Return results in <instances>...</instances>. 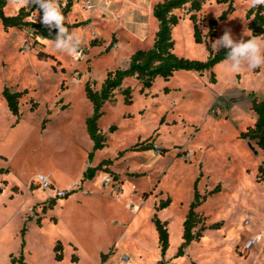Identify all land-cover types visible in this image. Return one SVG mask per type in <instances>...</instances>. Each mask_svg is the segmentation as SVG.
Listing matches in <instances>:
<instances>
[{
    "label": "rangeland",
    "instance_id": "1",
    "mask_svg": "<svg viewBox=\"0 0 264 264\" xmlns=\"http://www.w3.org/2000/svg\"><path fill=\"white\" fill-rule=\"evenodd\" d=\"M22 7L27 6L9 0L4 12L15 16ZM250 8L248 0H205L197 13L202 43L195 41L188 6L175 10L181 20L171 32L173 53L206 62L207 45L214 51L212 43L226 30L236 42H247ZM81 9L89 17L95 11ZM126 13L112 17L106 37L99 36L104 26L95 28L91 18L85 21L77 14L68 19L80 24L82 30H74L80 38L91 33L82 40L84 58L78 62L55 51L54 41L31 36L29 27L5 31L0 21V222L4 225L0 264H7L8 254L19 251L24 224L25 264H116L122 256L130 258V264H264V258L257 263L245 257L246 233L240 227L249 214L254 224L264 223V182L257 180L264 157L254 141L239 137L257 120L249 94L264 99V67L228 76L222 61L212 71H177L168 81L157 78L145 91L136 77H127L103 106L98 121L107 146L93 152L86 130L93 112L86 84L100 90L109 72L126 68L137 50H148L154 43L150 38L130 41L120 22L122 15L126 23L135 17ZM42 17L34 12L26 21L43 24ZM211 21L216 22L212 41ZM40 51L55 60H40ZM4 87L27 91L19 101V119L8 112ZM127 89L131 103L125 102ZM217 107L221 114L214 112ZM113 126L115 131L110 132ZM136 144L153 149L134 151ZM99 165L90 180L84 176L87 169ZM104 173L120 182L119 200L102 188ZM39 174H51L63 188L78 181L80 189L61 209L59 199L47 197L37 185ZM195 183L204 197L197 208L202 223L195 231L200 226L204 230L179 254L181 219L193 200ZM242 189L259 201L247 198ZM167 200L169 205L157 211ZM257 205L263 209L253 210ZM239 209L246 213L234 222ZM154 215L161 222L171 219L165 255L159 248ZM57 241L64 247L59 262L53 252ZM98 249L105 251L97 262Z\"/></svg>",
    "mask_w": 264,
    "mask_h": 264
},
{
    "label": "trees",
    "instance_id": "2",
    "mask_svg": "<svg viewBox=\"0 0 264 264\" xmlns=\"http://www.w3.org/2000/svg\"><path fill=\"white\" fill-rule=\"evenodd\" d=\"M9 0H0V21L4 30L10 28H30L31 36L40 37L55 41L58 34V29L55 27H49L44 24H37L34 22L26 21L32 13L37 12L43 15V10L39 9L38 5L30 4L27 7L20 8L19 12L15 16H8L4 12V8ZM205 0H162L158 2L153 8V15L158 21V31L155 34L154 43L152 48L148 50H137L130 58L129 64L124 69H118L107 74L106 79L103 81L100 90H94L91 84L88 82L85 86V94L87 100L91 103L93 112L92 115L86 120V130L90 140L93 143V152L103 150L106 144V138L98 127V121L104 114L103 106L114 98L115 91L118 90L123 80L127 77H136L140 84L141 90H149L152 88L157 78H162L168 81L177 71H191L196 73H204L212 71L214 66L225 60L229 49L222 47L220 50L214 52L207 45L208 58L206 62L197 60H189L183 57H179L173 53V41L171 38V32L174 26H176L181 17L174 14L175 10H181L188 6V12L190 13V21L193 24L194 38L197 43H202V32L198 27L197 13L202 10V5ZM218 3H226L227 0H217ZM70 9V3L68 1L65 7L61 8L62 14L65 16ZM224 15L222 16V18ZM249 20V31L251 36L264 37V5L251 7L246 15ZM215 21L209 23V35L211 41L215 33ZM80 24L69 25L64 22L70 33L71 28L79 27ZM250 39V38H249ZM248 39V40H249ZM38 58L43 61H47L49 58L54 57L47 53L39 52ZM24 93L11 92L8 88H4L2 96L6 102V105L11 114L19 119L20 107L19 101ZM125 95V102L131 103L130 90L123 91ZM251 99V110L256 114L257 120L253 127H249L246 131L240 133V138L244 140L254 141L258 149L263 153L264 157V99L257 100L253 93L249 94ZM115 127L110 128V132H114ZM143 144V143H142ZM142 144H136L132 149L134 151L141 150L147 151L153 149L152 146L142 147ZM93 152L90 154L92 156ZM106 164H111L110 160L104 161ZM100 165L96 168H89L84 173L87 179H91L94 173ZM257 180L264 182V161L259 165L257 169ZM1 193V191H0ZM204 197H202L197 188L196 183L194 187L193 200L189 205V209L185 220L183 222V244L179 250V254H182L183 249L192 241L200 239L202 236L203 226H200L196 231L195 229L202 223L201 217L197 213V208L201 205ZM169 200L164 201L156 207V210H161L168 206ZM158 234V243L162 255H165L169 247V231L167 222H161L156 215L152 218ZM21 248L23 250L25 246L24 235L26 233V227L21 229ZM64 247L60 241H57L53 252L56 261H62ZM72 262H77L76 257H72ZM12 264H23V253L20 254L19 260L12 259Z\"/></svg>",
    "mask_w": 264,
    "mask_h": 264
},
{
    "label": "crops",
    "instance_id": "3",
    "mask_svg": "<svg viewBox=\"0 0 264 264\" xmlns=\"http://www.w3.org/2000/svg\"><path fill=\"white\" fill-rule=\"evenodd\" d=\"M68 1L70 3V9H69L68 13L64 16L65 17L64 22H66L69 25H73V24L68 22V19H71L75 15L79 14L85 19V21L87 19L91 18L92 22L94 23L95 28H96V26L98 24L101 23L104 26V28L102 30H100L101 32H100L99 36L106 37V36H108V32L112 29V25H113L112 24L113 23L112 17H115V14L116 13L119 14L121 11L129 12V13H126V14L127 15L133 14L134 17H135L134 21H132L130 23H126L125 18L122 15V22H120V23H121V26H123V28H125V27L127 28L128 32H129V38L131 37L130 41L131 40H136V41L141 43V41L148 40L150 38L154 42L155 34L158 31V21L155 19L154 15H153V8L158 3V1H160V0H93V2L95 4V11H94V13H92L90 15V17L87 16L86 12L82 11V9H81L82 5H81L79 0H68ZM77 29L82 30L81 26H80V27H76V28H71L70 32L74 31V30H77ZM90 31H92V30H90ZM105 32H107V35H105ZM88 34L89 33H85L84 32L81 40L87 41L88 36L91 33L89 35ZM4 88H7V87H4ZM3 90H2V92H3ZM5 104H6V102H5ZM7 109H8V107H7ZM8 112L11 113L9 111V109H8ZM91 144L93 146L92 141H91ZM99 151L101 152L102 150H99ZM99 151H97V152H99ZM96 155H97V153H95V156ZM96 160H99V158L97 157ZM52 183H53L54 187L59 188V189H64L63 187L57 186L53 179H52ZM71 184L72 183H69L67 185V187L71 186ZM67 187H65V188H67ZM258 190H260V189L258 188ZM104 191H106V190H104ZM75 192H78V191H75ZM75 192H73V193H75ZM82 193H84V195L87 196L85 192H82ZM242 193H243V195H245L249 199L253 198L254 200L257 199V201H259L258 198L253 197L252 194L249 193L250 194L249 195L248 193H246L244 189H242ZM109 194H110V192H109ZM46 195H47V197H50V195L48 193H46ZM69 196L64 198V199H59V202H60L59 208L62 209V204L65 203L68 200ZM253 208H254L253 210H255V211H256V209H258V210L263 209L261 205H257V207H253ZM248 212L250 213V211H248ZM243 213H246V212L244 210H242V209H239L236 213H234V215L232 217V220H234V222H238V220H240L244 216ZM249 215H248V218H246L247 215L244 216L245 220L241 223V226H240L241 230L244 233H246L245 240H247L250 236H252L254 234H257L259 231H261L264 228L263 227L264 223L262 225H259V223H255L254 224L252 222V220H251ZM164 219H167V216H165L162 219V221ZM170 220L171 219L168 218L165 222H167V224L169 225ZM184 220L185 219H184V216H183L182 219H181V223H183ZM246 220L250 221V224L248 226H246L244 224ZM35 224L37 226H40V227L43 226V224H37V223H35ZM24 226H25V224L23 225V227ZM3 228H4V225H3V223L0 222V256H1V254H3L2 253V248H1L2 239H3ZM20 232H21V230H20ZM26 233H27V228H26ZM26 233L24 235L25 246H24L23 250L21 248V233H20V248H19V251L8 254V263L7 264H12V259L19 260V257H20L21 253H23V264H25V261H26L25 250H26V247H27L26 246V238H25L26 237ZM182 234H183V232L181 233V235ZM245 240H244V242H245ZM244 242H243V244H244ZM75 249L77 250V248H75ZM104 251L105 250L98 249L97 262L99 260V257L102 254H104ZM245 257H247V259H251V260L257 261V263H260L263 260V258H264L263 254L261 253V251L259 249H257V248L253 249L250 252H247Z\"/></svg>",
    "mask_w": 264,
    "mask_h": 264
},
{
    "label": "clouds",
    "instance_id": "4",
    "mask_svg": "<svg viewBox=\"0 0 264 264\" xmlns=\"http://www.w3.org/2000/svg\"><path fill=\"white\" fill-rule=\"evenodd\" d=\"M15 3L21 6L35 4L39 9L43 10L42 23L46 26L55 27L58 29V34L53 47L55 51L65 52L75 60H80L83 57L81 50V38L73 31L69 33L64 27L65 17L61 12L58 0H14ZM251 7L264 5V0H248ZM245 35L251 37L247 42L241 40L236 42L230 31H225L224 34L212 43V49L218 51L224 47L229 49L227 57L223 61L224 71L228 76L243 73L246 69L251 71L256 68L264 67V39L260 36H251L250 32H245ZM259 239V237H257Z\"/></svg>",
    "mask_w": 264,
    "mask_h": 264
},
{
    "label": "built area",
    "instance_id": "5",
    "mask_svg": "<svg viewBox=\"0 0 264 264\" xmlns=\"http://www.w3.org/2000/svg\"><path fill=\"white\" fill-rule=\"evenodd\" d=\"M82 7L86 11H92L95 9V4L93 0H79ZM68 3V0H58V4L60 6V9L62 7H65ZM84 56V54H83ZM74 61L78 62L80 60H75ZM214 112L217 114H221V110L219 107L214 109ZM37 185L39 188H41L44 192L48 193L50 197L55 198V199H64L68 197L70 194L73 192L77 191L80 189V183L78 181H75L72 183L71 186L64 188V189H59L53 186L52 183V176L51 174H39L36 179H35ZM102 181V188L104 190H107L110 192L112 198L114 200H119L121 197V194L123 193V188L120 184V182L116 179V177L110 173H104L101 177ZM246 226L250 224L249 220H246L244 223ZM259 237V239H257ZM243 250L245 253L252 251L253 249H259L261 253H264V228L259 231L257 234H254L250 236L247 240H245L243 244ZM100 264H106V263H100ZM116 264H130V258L127 256H122L120 259V262Z\"/></svg>",
    "mask_w": 264,
    "mask_h": 264
}]
</instances>
